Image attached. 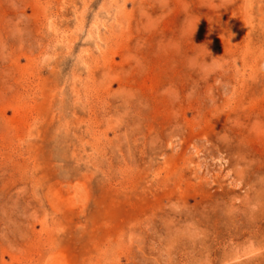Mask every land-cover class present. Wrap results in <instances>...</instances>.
I'll use <instances>...</instances> for the list:
<instances>
[{
  "label": "rangeland",
  "instance_id": "1",
  "mask_svg": "<svg viewBox=\"0 0 264 264\" xmlns=\"http://www.w3.org/2000/svg\"><path fill=\"white\" fill-rule=\"evenodd\" d=\"M0 264H264V0H0Z\"/></svg>",
  "mask_w": 264,
  "mask_h": 264
}]
</instances>
